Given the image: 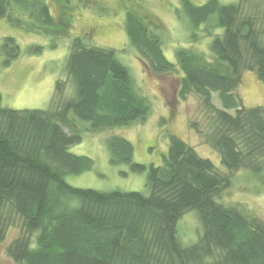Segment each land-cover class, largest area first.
Returning a JSON list of instances; mask_svg holds the SVG:
<instances>
[{
    "label": "trees",
    "instance_id": "obj_1",
    "mask_svg": "<svg viewBox=\"0 0 264 264\" xmlns=\"http://www.w3.org/2000/svg\"><path fill=\"white\" fill-rule=\"evenodd\" d=\"M179 3L192 37L201 26L208 35L212 28L222 30L209 42L210 57L179 47L175 62L168 60L136 2L124 10L125 33L150 72L179 71L178 95L200 97L205 130L195 120L189 126L219 154L226 171L172 133L160 165L134 161L133 144L111 135L110 162L145 172L149 193L69 184L67 174L94 165L90 156L69 151L83 130L128 125L150 113L149 100L115 50L74 36L65 76L56 77L47 108L5 107L0 93V243L8 228L18 225V236L5 246L17 264H264V221L218 200L237 170L259 174L264 164V106H245L236 91L245 70L264 84V0ZM12 4L36 18L38 26L32 22V27L46 34L66 31L62 14L59 29L46 0H0V18L9 15ZM43 48L33 43L25 51L35 55ZM0 53L8 66L21 48L4 36ZM189 211L196 213L199 227L196 238L184 243L177 224Z\"/></svg>",
    "mask_w": 264,
    "mask_h": 264
},
{
    "label": "rangeland",
    "instance_id": "obj_2",
    "mask_svg": "<svg viewBox=\"0 0 264 264\" xmlns=\"http://www.w3.org/2000/svg\"><path fill=\"white\" fill-rule=\"evenodd\" d=\"M120 1L62 0L61 9L58 0H46L51 14L59 22V29L60 13L63 22H66V31H59V34H46L32 27V22L38 26L36 18L12 4L9 15L0 18V42L4 36H12L21 53L8 66L2 65L4 57L0 53L1 105L14 109L47 108L56 77L65 76L63 67L70 41L74 36H80L88 45L115 50L117 59L127 67L137 90L149 100L150 113L144 120L128 125L83 130L82 140L70 145L69 151L90 156L94 165L82 173L67 174L65 179L69 184L102 191L119 189L149 193L145 172H132L126 163L110 162L106 140L111 135L123 136L133 144L134 161L160 165L167 154L168 135L172 133L191 145L200 156L209 158L220 172H225L219 154L189 126L190 121L195 120L205 130L202 123L205 111L200 97L194 93H188L183 98L178 95L179 71L155 75L146 68L138 51L128 41L123 22L124 10L136 7L132 4L134 2L140 4L136 9L147 14L166 58L172 62H175L174 51L179 47H191L210 57L209 42L222 30L212 28L213 33L208 35L201 26L197 35L192 37L188 23L180 12L179 0ZM192 1L202 4L205 0ZM99 6L106 9L101 11ZM52 42L56 44L54 47L50 46ZM33 43L42 44L43 51L35 55L27 54L26 47ZM236 91L245 106H264V84L254 71L242 72ZM212 102L220 107L216 93H212ZM218 200L225 205L242 208L264 221V164L259 174L247 168L237 170L230 186L222 191ZM198 227L196 213L187 212L177 224L181 241L194 240ZM18 234V225L8 228L6 239L0 243V264H17L6 254L5 246Z\"/></svg>",
    "mask_w": 264,
    "mask_h": 264
}]
</instances>
